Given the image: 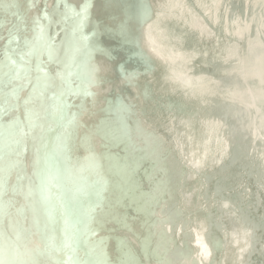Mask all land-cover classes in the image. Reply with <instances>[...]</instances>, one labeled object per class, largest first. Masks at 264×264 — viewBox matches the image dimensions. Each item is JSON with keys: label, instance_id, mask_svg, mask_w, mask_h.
Listing matches in <instances>:
<instances>
[{"label": "bare ground", "instance_id": "bare-ground-1", "mask_svg": "<svg viewBox=\"0 0 264 264\" xmlns=\"http://www.w3.org/2000/svg\"><path fill=\"white\" fill-rule=\"evenodd\" d=\"M86 2L88 0H66L77 11ZM145 2L150 9L140 13L138 0H93L91 18L83 23L82 32L73 38L71 13L63 5L59 12L54 11L57 0H0V4L13 5L8 10L0 8V24L3 25L0 27V64L5 65L2 72L13 75L18 72L20 78L13 81L16 85H22L15 87L13 91L21 90L33 95L39 90L40 82L50 86L49 80L62 77L75 83L87 84L89 76L93 79L90 88L95 90L93 93L84 90L75 92L72 95L74 104L68 110L57 102L51 103L50 109L46 108L47 111L52 110L50 118L38 116L36 109H32V105H25L23 99L18 105H10L9 96L12 92H8L7 88L3 91L4 95L0 98V108H3L0 115L4 123L3 135L0 137V246L5 250V258L15 264L18 255V264H33V261L39 264L34 259L42 257V229L45 222L54 224L57 235L60 236L66 220L78 228L73 243L78 244L79 248L74 255L81 260H100L102 264H124L122 261L126 259L130 260L128 264H221L222 256L219 255L217 245L213 250L208 245L211 250L210 258L208 262H204L202 256L205 247L199 240H210L221 234L222 245L225 246L223 250H227L232 229L228 219L230 212L226 213L222 208L223 202L236 208L241 220L251 229L252 250L244 264H264V210L259 211V199L253 198L257 193L254 194L250 186L243 182H237L236 186L228 188L226 186H229V180L218 174V170L225 168V176L234 178L231 174L233 167L229 170L228 163L239 156L235 149L240 130L224 119L222 121L227 128L221 126L212 120L215 118L212 115H208V119L188 121V124L181 117L174 118V114L178 113L176 110L169 118L162 119L154 117L156 112L148 109L153 115L133 122L129 119L134 116L131 111L122 109L113 112L122 106L126 107L121 105L123 100L126 104L130 103L126 96L132 94L133 89L136 92L143 91L146 96L150 95L151 92L161 90L163 83L174 75L153 64L147 49H155L156 56L163 55L168 61V50L163 48L167 45L162 43L174 45L176 52L186 47L192 50V55L189 59L184 56V62L187 67L189 65L188 69L195 72L210 71L218 69L222 64H229V60L209 57L210 53H215V37L221 38L226 31H233V27L235 30L245 31L263 19L264 0ZM45 9L49 19L44 18ZM126 11L134 15L131 22L128 21ZM62 14L69 18H63ZM238 17L244 18V25L236 24ZM37 18L46 31L45 36L54 38L56 48L49 58L48 51L37 46L36 55H25L22 60L21 54L29 52L25 40L35 43L38 29L34 21ZM260 25L264 28V22ZM81 35L87 39H81ZM237 38L240 40L243 37ZM77 48L79 51H76ZM6 50L16 61L15 67L7 65L4 55ZM256 53L264 54V50L257 49ZM37 55L43 64L39 68L34 64ZM68 63L70 66H67ZM175 64L181 66L179 62ZM260 64L264 66L263 63ZM28 66L30 69L26 70ZM66 66L68 68H64ZM105 70L107 74L104 73ZM45 73L48 74L47 77ZM63 74L67 76L63 77ZM25 80L29 82V86H23ZM177 83L180 84V81ZM113 87L120 92L118 96L113 95ZM103 92L107 95L100 96ZM110 96L113 101L107 106L106 98ZM26 99L29 98L25 96ZM77 103L86 108L85 114L89 117L74 113L80 108ZM132 105L133 103L129 106ZM26 109L32 113L34 127L29 123ZM66 113L71 115L74 126L70 129L71 137L67 142V153L64 154L57 151V137L63 131ZM93 113L97 114L92 117ZM16 116L19 123L14 124L10 120ZM184 125L194 129L200 140L207 138L214 147L228 141L231 148L228 162L226 157L221 156L218 157L217 164L190 166L184 160ZM220 126L227 129L226 136L224 134L221 141L218 132ZM260 128H252L250 133L252 142L257 141L251 151L258 157L264 154L260 152L264 148V139L256 134V130ZM26 130L30 134L24 135ZM32 133L36 136V145L27 147L32 140ZM254 154L245 153L242 167L252 175L255 190L261 195L257 189L261 183V188L264 187V172L254 167ZM191 156L193 159L197 158L199 163L202 161V157ZM184 169L192 171L196 177L189 187H186L187 183H182L185 179L182 173ZM176 171L177 185L170 192L168 186ZM181 176L184 177L182 181ZM9 183H17L13 186L15 193L11 195L12 205L5 201L10 194ZM193 185L196 187L194 190L203 192L204 205L193 200L188 205L185 203V194H188L187 191ZM35 187L40 192L33 189ZM77 190L80 195L75 198L71 193ZM236 192H240V195L234 198ZM245 198H249V201H243ZM97 203H102V207L96 210L95 222L91 224L88 235L82 236L80 233L84 231L85 213ZM154 206L163 215L165 224L159 227L156 223L147 230L150 213L152 218L153 213L155 214L152 211ZM204 215L207 216L208 225L199 232L194 228L204 223ZM166 217L172 225L178 224L177 234L180 240L178 236L168 238V245L155 257L142 255L145 252L143 245L148 244L147 241L150 242L149 249L152 246L158 248V240L165 232L168 233L167 228L171 227ZM77 221L80 222L79 225ZM216 223L220 227L217 232H212ZM6 227L12 230L10 234L3 231L2 228ZM18 227L21 231L16 233L15 229ZM24 229L26 233L22 232ZM195 244L194 249L192 245ZM86 249L91 252L90 256L86 255ZM71 254L69 249L61 259L67 261V255ZM163 254L164 259L161 257ZM239 254L241 256L244 253L239 251Z\"/></svg>", "mask_w": 264, "mask_h": 264}, {"label": "water", "instance_id": "water-1", "mask_svg": "<svg viewBox=\"0 0 264 264\" xmlns=\"http://www.w3.org/2000/svg\"><path fill=\"white\" fill-rule=\"evenodd\" d=\"M243 22H244V18H239L236 20L237 25L240 24L244 25ZM262 22H264V18L261 19L259 22H257L259 24L254 23L250 27H248L245 31L239 29L235 30V27H233L232 28L233 31H229V32L226 31L224 36H222L221 38L216 36L215 37L216 42L214 46L215 53L214 55L210 53L209 57L212 58L215 56L217 58V59L215 58L216 60H229L228 62L229 64H222L218 69H212L210 71L195 72L188 69L189 65L188 67L186 66L184 62V56L189 59V57H191L192 55V50H188L185 46H182L185 48H183L180 52H176L174 51L176 48L174 47V45L168 43H162L167 45V46H163V48L165 47L168 50L167 52L169 57L168 61L167 58H165L163 55L156 56V52H154L156 51L155 49L154 51L145 49L146 52H148V54L151 56L149 59L153 61V64L157 65L159 69L161 70L165 69L168 72L173 73L174 75H172V77L168 81H166L167 83L166 82L163 83L162 85L163 87L161 90H158L156 92H151L152 94L150 95L146 96L144 95L143 91L138 90V92H136V90L133 89L132 91L133 93L128 95V97L126 96V99L130 100V103L126 104L127 102L123 100V103L121 104V105H125L127 108L122 106L116 110H113V112H119L122 111V109H126V111L128 112L131 111V113L134 114L132 118H129L132 119L131 120L132 122L141 121L143 119H146L147 116L153 115L151 114L150 111H148V109H152L154 112H156L153 115L154 117L158 116L159 118L162 119H164L165 117L166 119L169 118L171 113L174 110H176L178 113L174 114L176 116L174 118L178 119L181 117L182 119H185V121L188 124H189L188 121L191 120L208 119V115L215 116V118L212 120H214V122H218L221 126L226 128L227 125L224 121H222V119L231 122L234 127L240 130L241 133V134L237 133L238 135H240V137L236 138L237 149H235L236 152L237 151L239 152V156L234 161L228 163L229 170L231 167H233L231 169V174L234 175V178L230 176L227 177L225 176V173L227 172L225 168H224L225 170L224 169L218 170V174H220V176H223L225 180L227 181L229 180L228 181L229 186H226L228 188L229 187L232 188L236 186L237 182L247 183L250 186L249 188L254 191V194L257 193L256 196H254L253 198L255 200H257V198L259 199L260 204H257L259 211L264 210V189H263L264 187L263 188L258 187L257 190L261 192L260 195L255 190L256 186L252 182V180H254L252 178V175H250V173L247 172L246 169L242 167V165L245 163L246 152L250 153V155L254 154L252 153L251 149L255 147L254 143L257 141L252 142L253 138L250 137L251 129L252 128L255 129L257 126L261 127L260 129L256 130L257 131L256 134L259 136L260 139L262 140L264 139L263 138L264 137V66H261L260 64V63L264 64V54L256 53L257 49L261 51L264 50V28H261L262 25H260ZM220 34L222 35V33ZM239 36H242L243 38L239 40L237 38ZM157 45L158 47L160 46V44ZM80 47L82 49V46ZM66 52L68 53V51ZM79 53L80 52H78V54ZM202 56L204 57L205 55ZM176 62H179L181 66L175 64ZM34 64L37 65L38 60H36V63L34 61ZM40 64L43 65L42 63ZM56 66L59 67V65L57 64ZM67 66H70V64L68 63ZM67 66L64 68H68ZM29 69L30 67L27 68L26 70ZM104 73L107 74L106 70L104 71ZM66 76H67L66 74H63V77ZM4 80L5 83H7L8 77L5 76ZM178 80L180 81V84L177 83ZM49 81L51 82V85L50 86L48 85L47 88L44 87L45 83L40 82L41 85L39 86V90L35 91L33 95H28V93L30 92L23 93L21 92V90L13 91L15 87H19L21 85V84L16 85L14 81H12L11 83H7V87H4L3 91L7 88L9 89L8 92L9 91L12 92L11 95L9 94L10 105L14 103L18 105V103L21 102L23 99V102L28 101L27 105L33 106L32 109H36L38 116L41 115L44 118L46 117L48 118L49 115L52 114V110L47 111L46 108H48L51 103L56 104V100H54L52 97L56 96L57 98H59L60 89L62 86V79H57L52 81L49 80ZM63 81L65 83L69 82V80H65V79H63ZM182 81L184 82L182 83ZM70 82L75 90L68 91L67 89H65L64 98L67 99L68 103L71 105L74 104V101L72 100V95H75V92H78V90L88 91L89 93L95 92V90L91 89L87 84H83L79 82L75 83L72 81ZM22 84L23 86L30 85L27 80L23 81ZM112 90L114 92L113 95L116 96L119 95L120 92H118L114 87L112 88ZM41 93H43V96H41ZM106 95L107 93L104 92L100 94V96H106ZM25 96L28 97L29 99L25 100ZM11 97L12 99H14L13 101L11 100ZM106 99H107L106 104L107 106H109V104L113 101V98L112 96H110L107 97ZM32 100H34L35 102ZM29 101L31 102L29 103ZM131 102L133 103L132 107L129 106L132 104ZM77 104L78 106H80L79 103ZM49 109L50 107L48 108V110ZM85 111L86 108L80 106V108L77 109L74 113L76 115L80 114L85 117H89L88 115L86 116ZM96 114L97 113H93L92 117H94ZM141 114H143V116H140ZM217 116H219L220 118H216ZM68 117L71 118V115H69ZM16 119L19 118L16 116L13 119L11 120L9 119V120L14 121ZM183 129L185 130V134L183 137L184 140L186 141L185 143L186 152L184 155L185 159L183 157L182 158L185 161H187V163L190 166L192 167H196L195 165L203 166L204 163L205 165L210 163L217 164V159L218 157L221 156L226 157L225 158L226 162H228V157L230 156L231 153V148L229 146L228 141L227 142L223 141V143H220L219 146L214 147L210 144L207 138H205L204 140H200L199 134L195 132L194 129L192 130L189 129V125H184ZM55 130L56 129H54V131ZM226 131L227 129L222 127L218 130L220 141L223 140L222 138L224 137V134L226 136L225 133ZM26 132L30 134L29 131L26 130ZM52 133L53 132H51V134ZM174 144H176L175 141ZM28 145L32 147L36 145V136H34L33 133H32V140L30 141V143L27 144V147ZM44 145L45 144H43V147ZM260 152L264 153V148ZM235 154L233 153V155ZM191 155L196 156L198 158L202 157V161L199 163L198 161H196L197 158L194 157L193 159ZM254 157H256V160L254 161V167L264 172V154L260 155L259 157L257 156V154H254ZM186 166L188 167V165ZM169 170L170 171L168 172V176L170 178L171 169ZM182 173L185 176L184 182L182 183H184L185 185L187 183L186 187H189L190 182L194 183V179L196 177L192 173V171H187L184 169L182 170ZM176 175H177V171L175 172L174 176L172 177V181L168 186V188H170L169 190L170 192L171 189L177 185ZM183 178L184 177L181 176V181L183 180ZM201 182L202 180H200V183ZM16 184L17 183L14 184L9 183V187H10L8 192L10 193L9 196L7 193V196L9 198L6 200L4 197L8 205H12L11 195L15 193V188H13V186H16ZM194 186L195 185L191 186L190 187L191 190L190 191L188 190L187 191L188 194L187 193L185 194V203L187 202L188 205L193 200L195 203L204 205L203 203L204 199L202 198L203 192L197 191V189L194 190V188H196ZM200 186L201 184L198 186V188ZM222 186H224V183H222ZM33 189H36L38 190V192H40V189L38 187H35ZM212 192H213V188H212ZM238 195H240V192H236L233 197L236 198ZM218 200L220 201L221 199L218 198ZM246 200L249 201V198L247 199L245 198L243 201ZM155 206L152 208V211H155V214L153 213V218H152V214L150 213L151 219L147 223V230L152 226H154L156 223L159 227L163 226L162 224H165V222L163 221V215L161 214V212L159 211L157 212V210H155ZM221 206L226 213L230 212L228 213V219H230L229 226L232 229L230 245L227 247L226 251L223 250L225 246L223 247L222 245L223 238L221 234L217 238L216 237L210 238V240H205L204 238L202 240L201 238L199 242H202V246L205 247L202 258H204V262H208L211 253L210 247L208 245L211 246L212 250L214 249V246L217 245L219 248L218 251H220L219 255L222 256L221 264H225V263L244 264L245 260H247V256L249 252L252 250V246L250 244L251 229H249V226L246 223H244V221L241 220L240 213L236 210V208H233L229 203H224V202ZM213 208L214 207H211V209ZM166 219L169 221V225L171 228L170 229L167 228L168 233L165 232L164 236H162L158 240L159 247L153 248L152 246V248L149 249L148 244L150 242L147 241L148 244L143 245L145 252L142 255L155 257L158 254H160L163 248H165L168 245L169 243L168 238H174V237L177 238L178 236V240H180L179 235L177 234V229L179 227L178 224L174 223L172 225L170 219L168 217H166ZM203 221L204 223L201 226L200 225H198V227L195 226L194 229L201 232L202 228L203 227L205 228L206 225H208L206 215H204ZM219 227L220 225L216 223L213 226L212 232H217ZM2 229L7 233L12 231L8 227ZM18 231H21L20 227L15 229L16 233H18ZM22 232L26 233V229H24V231ZM42 242L44 245L41 246L42 257L34 260H38L39 264H49V258L47 257L46 254H44L46 253V243H45L44 235H42ZM192 246L194 247V249L196 248V244ZM190 248L192 249V247ZM239 251L243 252L244 254L240 256ZM24 254H22L21 256L23 257ZM229 255H230V259H229ZM161 257L164 259L165 255L163 254ZM19 260L20 259L18 255L16 257V264H18ZM129 262L130 260L127 259L122 261V263L124 264L125 263L128 264ZM134 262L137 261H135L134 259ZM171 262L174 263L176 261H171Z\"/></svg>", "mask_w": 264, "mask_h": 264}, {"label": "snow or ice", "instance_id": "snow-or-ice-1", "mask_svg": "<svg viewBox=\"0 0 264 264\" xmlns=\"http://www.w3.org/2000/svg\"><path fill=\"white\" fill-rule=\"evenodd\" d=\"M61 5L64 6L65 9H67V12L71 13V19L73 20V27L71 35L73 38L77 37L78 33L82 32L83 23L91 18V9L94 7L93 0H88L83 6L80 11H77L75 6L68 5L66 3V0H57V8L54 10L56 12H59ZM12 4H0V8H4L5 10H8L12 7ZM150 9V6L146 4L145 0H138V10L140 13H144ZM126 15L128 18V21L131 22V20L134 19V15L132 13H128L126 11ZM63 18L67 19L66 14H62ZM44 18L49 19L47 11L45 9ZM37 25V36L35 38V43L33 41L25 40L26 46L29 47V52L26 54H21V59H24V56L27 55L29 57L36 55V48L39 46L40 48H44L48 51L49 58L52 55V51L54 48H56L55 40L53 37H46L45 36V30L42 26H40L39 19L37 18L34 21ZM0 27H3L2 24H0ZM122 25V30H123ZM81 39L86 40L87 37L82 36ZM76 51H79V48L76 49ZM5 59L7 61V65L11 67L16 66V61L12 59V57L8 54L7 50L5 51ZM38 64L37 67L39 68L40 63L42 61L40 60L39 55H37ZM29 61H26L28 63ZM5 67V65L0 64V98L3 97V88L7 86V83H11L14 79H19V73L17 72L15 75L11 73H4L2 72V69ZM82 74V73H78ZM7 76L8 80L7 83H5L4 77ZM45 76L47 77L48 74L45 73ZM62 79V86L60 89V96L57 98L56 96H53L52 98L56 100L57 104L61 106L63 109L68 110L71 109L72 105L68 103L67 99L64 98L65 96V89L68 91H74L71 82L65 83ZM93 83V79L91 76L87 77V85L90 87ZM45 88L48 87V84L45 83ZM41 96H43V93H41ZM28 101L25 102V105H27ZM27 110V109H26ZM28 111V119L30 125L33 127L35 126L32 122V113L30 110ZM0 113H3V108H0ZM65 122L63 124V131L60 136L57 137V151L62 152L64 154L67 153V142L71 137L70 129L74 126V120L69 118L67 113L65 114ZM13 123H19L18 120H14ZM4 123L2 115H0V137L3 135ZM24 135H27L28 133H23ZM71 195L75 198H78L80 193L79 190L72 192ZM102 207V203H97L95 207L89 208L87 212L85 213L86 219L84 221V231L80 233L82 236H87L90 229L91 224L95 222V213L96 210ZM0 212H2V209H0ZM79 221H77V225H79ZM78 231V228L76 226H73L70 224L67 220L65 221V225L62 231V234L60 236L57 235V229L54 224H49L45 222L42 233L44 235L45 243H46V254L49 258V264H102L100 260H90V259H78L74 255L79 248V245L76 243H73V239L75 237L76 232ZM0 236H2V233H0ZM71 250V255H67V261H63L61 259L62 255H65L68 253V250ZM86 255L90 256L91 252L86 249ZM0 264H15L14 261L6 259L5 258V250L2 246H0ZM33 264H38L37 261H33Z\"/></svg>", "mask_w": 264, "mask_h": 264}, {"label": "rangeland", "instance_id": "rangeland-1", "mask_svg": "<svg viewBox=\"0 0 264 264\" xmlns=\"http://www.w3.org/2000/svg\"><path fill=\"white\" fill-rule=\"evenodd\" d=\"M261 185H262V183L260 184V186H259V187H261Z\"/></svg>", "mask_w": 264, "mask_h": 264}]
</instances>
